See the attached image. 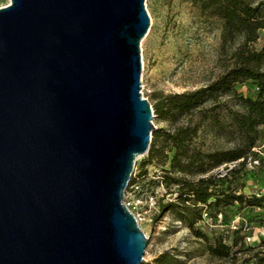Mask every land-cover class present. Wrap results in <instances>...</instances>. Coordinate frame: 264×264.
<instances>
[{
	"label": "water",
	"instance_id": "1",
	"mask_svg": "<svg viewBox=\"0 0 264 264\" xmlns=\"http://www.w3.org/2000/svg\"><path fill=\"white\" fill-rule=\"evenodd\" d=\"M147 0L0 8V264H142L126 206L149 153Z\"/></svg>",
	"mask_w": 264,
	"mask_h": 264
},
{
	"label": "trees",
	"instance_id": "2",
	"mask_svg": "<svg viewBox=\"0 0 264 264\" xmlns=\"http://www.w3.org/2000/svg\"><path fill=\"white\" fill-rule=\"evenodd\" d=\"M192 2L204 15L223 22L224 45L239 40L241 43L232 53L224 73L208 85L190 92L153 95L155 118L168 123L171 129L153 132L142 167L152 163L163 167L160 179L153 184L163 186L175 200L163 204L161 210L179 213L194 230L197 223L204 221L205 214L217 218L226 207L236 204L264 207V195L239 194L237 187L230 183L226 189L221 188L223 182L232 183L243 177L249 160H258L260 153L255 148L264 128V0ZM260 41L262 45L258 48ZM244 82H251L257 88L256 98L238 94L236 85ZM206 128L224 133L233 147L204 151L197 140ZM258 161L260 165L262 162ZM225 165L227 174H216ZM230 165L234 167L229 170ZM134 182L132 179L129 188ZM149 183L145 185L150 187ZM238 245L236 241L231 246L219 241L210 252L230 259L232 264H264V249H239ZM242 253L251 254L238 263L237 257ZM154 264H170V259L167 254L161 255Z\"/></svg>",
	"mask_w": 264,
	"mask_h": 264
},
{
	"label": "rangeland",
	"instance_id": "3",
	"mask_svg": "<svg viewBox=\"0 0 264 264\" xmlns=\"http://www.w3.org/2000/svg\"><path fill=\"white\" fill-rule=\"evenodd\" d=\"M10 4L11 0H0V8ZM146 9L151 26L141 42V92L151 105L154 104L155 93L190 92L216 80L224 73L232 53L241 43L239 40L235 44L224 45L223 22L204 15L192 0H147ZM261 45L262 41L257 47ZM236 90L246 98L254 99L258 94L251 82L237 84ZM153 123L155 130L171 129L168 123L155 117ZM197 144L204 151L233 147L224 133L213 132L211 128L202 132ZM255 150L260 152L258 160L262 163L256 167L248 162L243 177L232 183L223 182L221 188L226 189L230 183L237 187L239 194L248 197L264 195V128ZM147 156L137 161L136 178L145 192L157 197L158 207L151 212H146V208L140 210L145 213L140 225L149 239L142 264H154L156 258L165 254L170 264H232L230 259L216 257L210 252V248L219 241L229 246L236 241L239 249H264V207H241L238 204L226 207L217 218H211V215L205 217L194 230L181 219L179 213H164L161 206L174 201L175 196L168 194L163 186L153 184L160 179L163 167L152 163L143 168L142 163ZM233 167L230 165L227 168L230 170ZM215 172L223 176L228 169L225 165ZM136 178L133 174V179ZM148 183L150 187L145 185ZM245 254L238 255V263L251 253Z\"/></svg>",
	"mask_w": 264,
	"mask_h": 264
},
{
	"label": "built area",
	"instance_id": "4",
	"mask_svg": "<svg viewBox=\"0 0 264 264\" xmlns=\"http://www.w3.org/2000/svg\"><path fill=\"white\" fill-rule=\"evenodd\" d=\"M249 162L252 166L259 165L258 160L250 159ZM136 170L137 168H135V171ZM135 171H134V178H136L137 176V173ZM131 196H132V199H130ZM125 203H126V206L136 216L139 223L143 220V215L145 214L144 212H140V210H143L144 208H146V212L148 211L151 212V211L157 210V207H158L157 197L152 193L145 192L144 187L139 182L138 178L135 179V182L133 183V185H131L128 191L126 192ZM205 217H207V214L204 215V219Z\"/></svg>",
	"mask_w": 264,
	"mask_h": 264
},
{
	"label": "bare ground",
	"instance_id": "5",
	"mask_svg": "<svg viewBox=\"0 0 264 264\" xmlns=\"http://www.w3.org/2000/svg\"><path fill=\"white\" fill-rule=\"evenodd\" d=\"M141 157H142V156H141ZM141 157H140V158H141Z\"/></svg>",
	"mask_w": 264,
	"mask_h": 264
}]
</instances>
